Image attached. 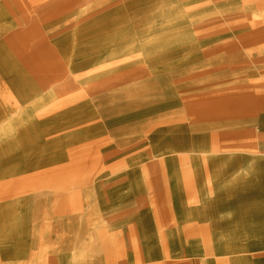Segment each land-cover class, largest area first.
<instances>
[{
  "label": "rangeland",
  "instance_id": "obj_1",
  "mask_svg": "<svg viewBox=\"0 0 264 264\" xmlns=\"http://www.w3.org/2000/svg\"><path fill=\"white\" fill-rule=\"evenodd\" d=\"M233 3L0 0V64L35 42L57 64L43 85L24 79L15 104L0 96L1 219L60 208L57 221L92 223L61 238L67 253L85 241L102 253L105 231L119 243L114 264H264V172L247 167L264 152V8ZM196 97L214 108L187 110ZM22 131L40 134L36 147L6 154ZM163 169L166 197L154 200L147 185ZM175 175L187 183L173 186ZM246 204L254 224L236 230Z\"/></svg>",
  "mask_w": 264,
  "mask_h": 264
},
{
  "label": "crops",
  "instance_id": "obj_2",
  "mask_svg": "<svg viewBox=\"0 0 264 264\" xmlns=\"http://www.w3.org/2000/svg\"><path fill=\"white\" fill-rule=\"evenodd\" d=\"M234 1H236V3L231 4V7L234 6L235 8L238 9L242 6H243L242 8H247V7L264 8V0H244L243 4L241 3V0H234ZM218 5L222 6L223 2L218 3ZM170 6H172V3L168 5V8ZM186 11L187 9L184 7L183 4L182 10L180 12L181 14L183 13L184 15ZM261 13L264 12L261 11ZM262 34H264V31H262ZM16 35H18L19 37L21 36L20 34H16ZM14 36H12V40L13 39L17 40L19 38ZM165 46H169V45H165ZM49 49L50 48H48V46L45 43L35 42V45H32V47H30L29 45L27 46L26 44L25 46H20L19 49H14L12 52L7 54L5 58V61L7 63L0 64V96L6 99L7 104H11V105L15 104V102L19 100L21 96L25 95V92L29 88H31V87H27V90H25L26 88L23 89V87L26 85L24 79L26 78L29 79L32 76V74L38 75V78L41 80L42 85L48 81L50 73L54 70L55 66H57V64H54L53 62L55 58L53 57V54L50 53ZM124 95L128 96L130 95V93L129 94L126 93ZM236 102L237 101L234 100V98L231 95L224 100V104H226L225 106H227L228 108H232L233 105L235 106ZM241 102H244V104H246V100H243ZM60 105L61 104H59V106ZM131 105L132 104L130 103H124L120 106L118 105L116 107H111L107 111V113L109 112L122 113V110L131 109L132 108ZM213 108H214V101L211 98H209L208 100L206 99L204 100V99H200V97H196L193 100L188 101V105H187V110L189 111H193V110L211 111ZM23 132H25V134L28 135L29 137L22 136L19 134L20 133L19 132L15 139L9 138L10 139L9 143L5 145L6 154L9 153L10 151L24 152V150H26L27 148L36 147V144L38 142L37 138L38 137L40 138V134L34 136L29 133L30 131L28 132L22 131V133ZM232 136H233V132L232 133L230 132L228 135V143L231 142ZM34 139H36L37 142H34ZM53 139H54L53 136L50 139L46 137L45 139L46 141H44L39 146L42 145V148L44 149V147H47V144L50 143ZM250 139H248V141H250ZM207 152H206L207 156L205 157L209 156V153ZM256 152L259 153L260 157L252 160V162H250L251 165L250 164L247 165V167L250 168L251 174L254 172H259V173L264 172V162L259 161L260 159H264V152L260 150H257ZM1 154H5V153L3 152ZM162 159L163 162L169 161L171 157L166 156ZM166 175H167V171L166 169H163L149 179L151 183L149 186L147 185V189H149L150 192L156 195L154 200L159 198L165 199L166 197L165 190L167 189L166 186L169 185L167 184V182L170 181V178L168 179ZM262 175H264V173ZM183 180H185L187 183V177L183 179L182 177H177V175H175L171 178V182L173 186L176 185L174 183ZM1 186L2 185L0 184V187ZM72 190L73 189H70V193H69L70 199L72 200V203L76 204V201L73 200L77 199L80 196V195L79 196L75 195L77 191L79 192V189L76 188L75 191ZM235 196L236 195H234L232 198H234ZM73 207H74L73 210H77L80 208V206L78 207L73 206ZM156 207L158 213H160L159 209L161 207V204L159 202H156ZM250 208L252 207L246 204V208L243 209L244 213H246V216L239 217L237 220H235L234 228H236V230H238L239 228L237 226L238 224H240L241 227L242 225L250 226L254 224L255 220L253 219L252 214H250L253 213ZM6 209H7L6 207L4 208L0 207V215L2 213L9 212V210L7 211ZM59 209L60 208H56V209L52 208V210L50 211L48 208H41V207H36V209L33 208V210L32 208L30 210L28 208L27 211L22 210V212L17 213L18 218L16 223L13 222L11 217H9L8 219L5 217L4 219H1L2 217H0V264H105L106 262L107 264H109L110 262L114 264L116 261L120 259L121 254H120V247L118 246L119 243L115 242V240L112 237L107 236L105 231H102V235H103L101 242L102 253L97 252L96 254H94L95 250L93 249H95L97 246L94 247L88 241H85L83 243L85 244L82 246L83 249L79 251H75L73 254L67 253L70 244L69 240L67 241V244H65V242L61 243V238L63 237L66 240L68 234L73 231L75 226L78 227L79 224H83V225L85 224V226L87 225L88 228V226H91L92 223L90 224V220L89 221L85 220L86 223H84V220L82 222H77L74 219V217H72L71 215L66 218H62L61 221H57L55 220L54 214H57L59 212ZM14 211L15 210H12V212H10L9 214H13ZM163 214L175 215L173 210L168 212H163ZM6 215L7 214H5V216ZM247 217L249 219H247ZM243 221L245 223H243ZM28 226L30 228H28ZM200 229H205V228L203 227ZM77 238H78V234L76 235L75 239ZM87 246L88 247L90 246V248L92 249L91 250L88 249ZM63 256H65L67 260L65 258L64 261H62ZM240 261H241L240 259L235 258L234 262L237 264Z\"/></svg>",
  "mask_w": 264,
  "mask_h": 264
},
{
  "label": "bare ground",
  "instance_id": "obj_3",
  "mask_svg": "<svg viewBox=\"0 0 264 264\" xmlns=\"http://www.w3.org/2000/svg\"><path fill=\"white\" fill-rule=\"evenodd\" d=\"M51 233V232H50ZM51 235V234H50ZM51 243V242H50Z\"/></svg>",
  "mask_w": 264,
  "mask_h": 264
}]
</instances>
